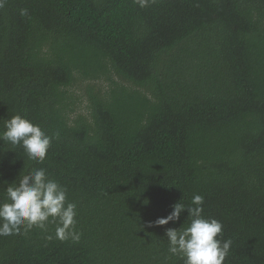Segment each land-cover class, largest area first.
<instances>
[{
	"label": "trees",
	"instance_id": "obj_1",
	"mask_svg": "<svg viewBox=\"0 0 264 264\" xmlns=\"http://www.w3.org/2000/svg\"><path fill=\"white\" fill-rule=\"evenodd\" d=\"M17 114L54 138L42 164L0 140V202L44 168L82 235L0 237V264H183L166 231L187 209L155 221L197 194L224 264H264V0H7L0 132Z\"/></svg>",
	"mask_w": 264,
	"mask_h": 264
},
{
	"label": "clouds",
	"instance_id": "obj_2",
	"mask_svg": "<svg viewBox=\"0 0 264 264\" xmlns=\"http://www.w3.org/2000/svg\"><path fill=\"white\" fill-rule=\"evenodd\" d=\"M140 8H146L155 0H133ZM7 0H0V9ZM22 17L28 10L21 9ZM0 140L23 147L30 160L43 163L47 158L53 136H49L38 124L14 115L4 121ZM58 138V133L54 134ZM6 200L0 202V237L26 235L33 228L44 232L49 225H55V238L78 243L82 233L77 230V205L67 199V189L57 180L49 177L46 169L38 168L20 177L18 183H10L5 190ZM204 197L194 195L191 205L177 202L167 217L158 218L156 225L180 219L187 209L190 223L179 229L169 228L168 252L183 260V264H224L232 240H223V224L215 218L203 216ZM53 237L48 236L51 240Z\"/></svg>",
	"mask_w": 264,
	"mask_h": 264
},
{
	"label": "rangeland",
	"instance_id": "obj_3",
	"mask_svg": "<svg viewBox=\"0 0 264 264\" xmlns=\"http://www.w3.org/2000/svg\"><path fill=\"white\" fill-rule=\"evenodd\" d=\"M77 92H78L79 94H82V92H81L79 89L77 90ZM84 100L86 101L85 98H84ZM84 104H85V102L82 101L81 104H80V107L82 108V107L84 106Z\"/></svg>",
	"mask_w": 264,
	"mask_h": 264
}]
</instances>
